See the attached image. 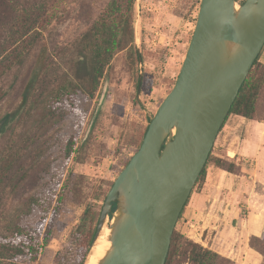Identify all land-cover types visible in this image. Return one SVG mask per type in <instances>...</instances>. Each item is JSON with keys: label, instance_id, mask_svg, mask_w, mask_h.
Here are the masks:
<instances>
[{"label": "rangeland", "instance_id": "rangeland-1", "mask_svg": "<svg viewBox=\"0 0 264 264\" xmlns=\"http://www.w3.org/2000/svg\"><path fill=\"white\" fill-rule=\"evenodd\" d=\"M236 1L240 6L245 2ZM199 8L198 0H0V235L39 218L37 212L27 213L34 193L44 185L61 189L71 172L85 200L73 196L64 201L54 215L49 245L36 261L22 264H73L69 248L77 247L72 237L85 206L99 219L105 197L142 143L148 119L175 86ZM102 19L116 31L126 19L127 47L133 33L145 62L136 67L128 48L117 51L97 98L75 93L51 113L47 106L53 96L82 84L85 37ZM44 43L49 47L46 69L29 105L19 112ZM258 105L261 117L264 88ZM16 111L7 123L6 115ZM248 124L230 116L212 149L215 158L241 164L238 194L232 198L224 186L219 188L224 169L212 161L205 183L195 185L177 222L174 233L184 245L172 264H192L186 249L192 244L219 254V264H264V156L254 160ZM72 137L79 149L69 159Z\"/></svg>", "mask_w": 264, "mask_h": 264}, {"label": "water", "instance_id": "water-1", "mask_svg": "<svg viewBox=\"0 0 264 264\" xmlns=\"http://www.w3.org/2000/svg\"><path fill=\"white\" fill-rule=\"evenodd\" d=\"M236 5L201 0L175 86L102 206L90 251L124 197V217L101 264H166L177 222L264 48V0H245L239 11Z\"/></svg>", "mask_w": 264, "mask_h": 264}, {"label": "trees", "instance_id": "trees-1", "mask_svg": "<svg viewBox=\"0 0 264 264\" xmlns=\"http://www.w3.org/2000/svg\"><path fill=\"white\" fill-rule=\"evenodd\" d=\"M198 3L200 4L201 0H198ZM118 24V31H116L106 20L102 19L98 22L95 29L91 30L86 35L83 52L81 53V56L85 61V66L83 68L84 73L81 78L82 84H79V88L77 89L72 88L61 93L59 92L53 96L51 100H49L47 106L51 113L55 112V107L59 102L64 101V99L67 100L75 93L87 95L91 100H94L100 95V89L106 77V72L110 67L116 52L128 48V43L126 41L127 20L122 19ZM128 49L130 50V59L136 67H139L140 63L145 62L143 55L136 49L133 33L131 37V45ZM263 51L264 48L262 53ZM262 53L255 60L224 124L230 116H238L247 120H254L257 118L259 98L264 88V64L260 61ZM48 57L49 47L47 43H44L37 57L36 71L33 73L32 78L25 88L21 104L18 108L19 112L29 105L40 73L46 69ZM17 114V111L8 113L6 115L7 123L14 120L17 117ZM150 122L151 118L148 119V125L144 131L143 138ZM77 146L78 139L73 137L70 138L66 148V154L69 159H71L78 151L79 148ZM212 161L215 162L216 167L225 169L230 173H236L239 170L235 160L228 162L224 158H215L213 152H211L196 185L200 182L205 183L207 168ZM128 163L129 161H127L126 166ZM5 171H8V169ZM72 177L73 175L71 172L61 189H55L52 185H44L34 193L33 197L30 199L31 202L27 213L28 215H31L32 213L37 212L40 216L37 219L29 218L28 220L23 221L19 226L15 225L14 229L9 227L7 229L10 230V233L0 235L1 237L7 236L4 243L0 241V264H2L1 260L6 261L7 264H22L24 260H37L40 252L50 243L54 215L61 211L64 201L70 197L72 199L73 196H79L82 202H85L82 195L83 189L81 183L77 185L74 184L71 180ZM183 214L184 212H182L180 219ZM98 220L97 214H95L92 211V208L87 204L81 218V223L78 226L77 231L73 233L72 237L73 244L76 243L77 247L74 246L75 248H69L73 257V264H85L96 234ZM183 245L184 241H182L177 233H174L166 264H172L174 256H176L179 248ZM186 249L190 253L192 264H219V261L222 260L219 254L212 250L205 249L200 245L192 244L191 246H187Z\"/></svg>", "mask_w": 264, "mask_h": 264}, {"label": "crops", "instance_id": "crops-1", "mask_svg": "<svg viewBox=\"0 0 264 264\" xmlns=\"http://www.w3.org/2000/svg\"><path fill=\"white\" fill-rule=\"evenodd\" d=\"M260 61L261 63L264 64V51L261 55ZM258 114H259V105H258ZM236 117L241 119L244 123H249L248 126L251 127L249 128L250 136L247 138L248 139L247 141L249 145H252L254 151L253 155H256L255 156L256 158H254V160H256L258 163L260 159L263 160V156H264V115L261 117L257 115V118L254 120H247L245 118L238 116ZM239 155L243 157L242 160H245L244 158L245 156H243L245 154H239ZM236 157L237 154H234V157L232 158L235 159ZM236 163L238 167L239 166L241 167V164L239 162ZM241 178H244L243 175L230 173L225 169L221 170L218 178V186L219 188L224 186L229 191L231 197L234 198L238 194V188L240 186ZM238 181L239 184L237 183Z\"/></svg>", "mask_w": 264, "mask_h": 264}, {"label": "bare ground", "instance_id": "bare-ground-1", "mask_svg": "<svg viewBox=\"0 0 264 264\" xmlns=\"http://www.w3.org/2000/svg\"><path fill=\"white\" fill-rule=\"evenodd\" d=\"M240 5H236V11H239ZM175 133V130L173 131ZM231 156L234 154L231 152ZM124 217V197L119 201L115 213L106 221L97 241L94 243L90 253L87 256V264H101L110 254L113 242L112 235L115 225ZM108 224V228L106 225Z\"/></svg>", "mask_w": 264, "mask_h": 264}, {"label": "built area", "instance_id": "built-area-1", "mask_svg": "<svg viewBox=\"0 0 264 264\" xmlns=\"http://www.w3.org/2000/svg\"><path fill=\"white\" fill-rule=\"evenodd\" d=\"M246 163H248L247 161H246ZM253 165V163H251V166ZM198 242V241H197ZM201 242V241H200ZM200 242H198V243H200Z\"/></svg>", "mask_w": 264, "mask_h": 264}]
</instances>
